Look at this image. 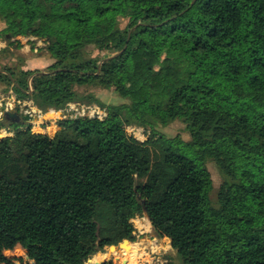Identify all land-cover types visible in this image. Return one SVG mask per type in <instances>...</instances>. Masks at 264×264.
Returning a JSON list of instances; mask_svg holds the SVG:
<instances>
[{"label": "trees", "instance_id": "16d2710c", "mask_svg": "<svg viewBox=\"0 0 264 264\" xmlns=\"http://www.w3.org/2000/svg\"><path fill=\"white\" fill-rule=\"evenodd\" d=\"M20 37L31 48L42 40L54 61L31 69L0 56L2 91L43 111L96 104L107 116L68 118L55 136L8 122L0 239L27 258L0 249V264H86L132 244L140 203L181 264H264V0H0L3 54L22 47ZM77 86L113 88L123 102ZM176 120L189 140L162 133ZM208 160L223 177L217 203ZM60 192L80 197L75 219L63 209L69 196L51 204Z\"/></svg>", "mask_w": 264, "mask_h": 264}, {"label": "rangeland", "instance_id": "374dc122", "mask_svg": "<svg viewBox=\"0 0 264 264\" xmlns=\"http://www.w3.org/2000/svg\"><path fill=\"white\" fill-rule=\"evenodd\" d=\"M125 24H126V21L123 22V25H125ZM22 40L24 42V45H25V43L28 42L27 38L23 37ZM38 41H37V44H38ZM37 44H35V45L37 46ZM43 45H44L43 43H40L39 47L40 46L41 47L39 48L38 51H36L35 48H31L32 44H30V46L28 45V48L29 47L31 48V49H29V51H28V48L26 49L25 46L21 48L20 46L17 47L15 45H13V48H14V50L12 51L13 55L3 54L2 50H0V56H2V58L7 63H10L11 65H15V66L23 65L25 63L26 58L28 59V58L34 57V60H36V59L39 60V63H38L39 67L38 68H45L48 65H50L54 61V59L50 57L48 52H46L44 49H42ZM99 53L102 54V52H99L98 50H93L94 55H97ZM2 89H3V85L0 83V104L2 106H7V104L11 102L12 105H11V107L9 106L8 109L13 108L15 111L26 112V110L31 109V107H34L36 111L39 109L36 106L32 105L31 100L17 99L15 94L12 91L6 92V91H2ZM77 91L79 93H82L85 91L94 92L97 96H99V98L103 102L109 103V104L123 102V99L117 94V92L113 88H104L101 86H77ZM85 105H87V104L78 105L76 107H71V105H69L67 108L64 109V111H62V114L60 116H58L55 123L60 124V122L63 120L76 117L77 115H79L80 112H82L81 108L84 107ZM91 105L95 106L96 104H91ZM96 106H98V105H96ZM98 107L101 110H104L107 112L106 108L102 109L100 106H98ZM5 121H7L5 118V115L2 114L0 116V124H5ZM8 121L13 122V119L10 118V120H8ZM126 129L130 134H133L136 138H138L142 141L148 139L149 134H150V131L148 129L141 127V126L128 125L126 127ZM160 129H161L162 133H164L165 135H167L169 137L180 136V138H182V140H185V141L190 139V133L187 130L185 123L181 120H176V121L172 122L171 124H169L168 126L162 127ZM12 130H14V129H12ZM4 132H6V130ZM12 133L14 134L15 131ZM1 136H4V134H1L0 137ZM107 150L111 154H113L117 157L131 158L134 155V153L132 151H128L127 153H123L117 147H115L113 145H109ZM182 150L184 151V148H182ZM207 166H208L209 170L211 171L212 178H213V190L211 193V197H212L214 203H217V193H218V189L221 185V182L223 180V177L220 174L219 169H218V167L214 161L208 160ZM64 195L69 196L71 201L68 200L66 205L63 206L64 207L63 209H68L69 215L74 214V219H75V217H76L75 215H77V212L79 209V202H77V205L75 207L71 206V202L75 201V200H80L79 196L68 195L65 192H60L52 199L51 204L53 202L55 203L59 197L64 196ZM137 212H138V214L132 219V221L136 227V238H135V241L132 242V244L134 243L137 246L136 247L137 248V251H136L137 255H135L132 263L133 264L144 263L146 261L145 258L147 257L146 253L148 252V254H149V251L151 249L150 246L151 245H157V246H159V250H158L159 255L161 256V259H163L164 264H181L182 259H181L180 255L177 253V251L170 247V243H169L170 241L167 240L165 237H159L156 234V232L154 231L152 223H151L150 219L148 218L147 214L145 213L142 203L139 204V206L137 208ZM60 217H62L63 219H66V218H64L65 216H63V215H61ZM139 218H141V221L138 220L139 222H137L136 219H139ZM67 221H71V220L69 219ZM68 223H70V222H68ZM139 223H141L140 224L141 226L139 225ZM136 224L138 225V227ZM154 238H156L157 241L153 240ZM152 242L154 244H151ZM116 246H118V249H116V250L110 249L111 246L106 247L105 249L98 250V252L96 254H94L87 262L90 264H97V262H99L100 259H106V260L113 259L115 264H120V263L124 264L125 262H127L129 260L128 257H126V259L123 258L122 260L117 261V255L121 254L122 251H125L126 246L121 247L120 244H118ZM0 249L3 251V253L6 256L12 258L15 261H18V259L21 256L24 258H27V250L20 243L13 242V241H10L7 239H3V240L0 239ZM151 260H152V262H156L155 261L156 257H152ZM87 262H86V264H87Z\"/></svg>", "mask_w": 264, "mask_h": 264}, {"label": "crops", "instance_id": "0c3cea01", "mask_svg": "<svg viewBox=\"0 0 264 264\" xmlns=\"http://www.w3.org/2000/svg\"><path fill=\"white\" fill-rule=\"evenodd\" d=\"M22 38L23 37H20V40L22 42V47L25 46L26 49H27L28 45L30 46V44L27 42L24 45V42H23ZM24 38H26V37H24ZM7 46H8V42L5 39L0 38V50H3ZM10 47L12 48V50H14L13 46H10ZM29 49H31V48L29 47L28 51H29ZM38 63H39V60L38 59L34 60V57L33 58L31 57V58H28V59L26 58L25 63H24L25 64L24 67L25 68H31V69L38 68L39 67ZM2 107L3 106L0 104V116L2 114L5 115L4 111L1 110ZM51 109H53V108H50L47 111H43L42 109H38L37 110L39 112L38 117L34 118L30 122H17L16 120H13V122H11V123L14 126L29 125L30 128L33 130V133H44V134H48L50 136H55L56 134L60 135L62 133V129H61L62 127L60 126V124H56L55 123L57 119L56 120H46V121H43V122L39 121L40 112H49V111H51ZM53 110L59 112L58 116H60L62 114V111H64V109H60V110L53 109ZM5 118L7 120V121H5V124H0V135L1 134H4V136L5 135H15V134L12 133V128L8 124V122H9L8 120H10V118H8L6 115H5ZM50 127H54V129L56 130V133H51V131L48 130V128H50ZM5 130H6V132H4ZM165 238L170 241L169 242L170 243V247L173 248L172 245H171V239L169 237H165Z\"/></svg>", "mask_w": 264, "mask_h": 264}, {"label": "built area", "instance_id": "2783aa9c", "mask_svg": "<svg viewBox=\"0 0 264 264\" xmlns=\"http://www.w3.org/2000/svg\"><path fill=\"white\" fill-rule=\"evenodd\" d=\"M40 43H43L42 40H39L38 41V44L37 46L35 47V50L38 51V48H39V45ZM83 105V104H79V103H70L69 105H71V107H76L78 105ZM11 102L7 104V106H5L6 108H8L9 106L11 107ZM82 109V112L79 113V115H88V116H91L94 114V111H97V110H101L98 106H92V105H85L84 107L81 108ZM29 111H36L34 107H31V109H27L26 112H29ZM24 112V113H26ZM88 112V113H87ZM137 222L141 221V218L139 219H136ZM139 220V221H138ZM141 223H139L140 225ZM137 225V224H136ZM138 227V225H137ZM136 228V227H135ZM135 234H136V231H135ZM153 240H156V238H154ZM151 244H154L153 242ZM150 251H149V254L148 252L146 253V261L144 263H141V264H164V261L163 259H161V256L159 255V246L157 245H151L150 246ZM152 257H156V262H152L151 258Z\"/></svg>", "mask_w": 264, "mask_h": 264}, {"label": "water", "instance_id": "95a60500", "mask_svg": "<svg viewBox=\"0 0 264 264\" xmlns=\"http://www.w3.org/2000/svg\"><path fill=\"white\" fill-rule=\"evenodd\" d=\"M9 35L12 36V34H9ZM1 110L4 111L5 115L8 118H12L13 120H16L17 122H30L34 118H37L39 115L38 111H29V112L23 113V111H15L13 108L7 109L5 106H3ZM89 117L99 118V116L96 113ZM125 242H130V240L125 239L123 242L120 243V246L122 247L123 243ZM110 249L116 250L118 249V246L111 245ZM105 261L106 259H103L102 261L97 262V264H101Z\"/></svg>", "mask_w": 264, "mask_h": 264}, {"label": "bare ground", "instance_id": "6f19581e", "mask_svg": "<svg viewBox=\"0 0 264 264\" xmlns=\"http://www.w3.org/2000/svg\"><path fill=\"white\" fill-rule=\"evenodd\" d=\"M97 114L99 116V118L104 119L107 116V112L104 110H97L94 111V114ZM59 112L54 111L53 109H51V111L49 112H40V116H39V121L42 122L44 119H51V118H58ZM41 118V119H40ZM12 132H14V130H12ZM141 226V225H140ZM122 246H126V250L122 251L124 258L126 259V257L129 255V257L131 258V260L133 261L135 255H137V246L136 244H129V243H124ZM128 250V251H127ZM142 254V253H141ZM140 255V254H139ZM103 259H100V261H102ZM87 264H90L87 262Z\"/></svg>", "mask_w": 264, "mask_h": 264}]
</instances>
